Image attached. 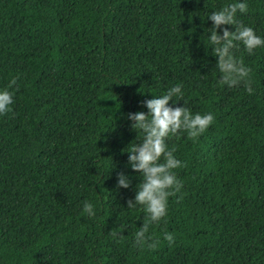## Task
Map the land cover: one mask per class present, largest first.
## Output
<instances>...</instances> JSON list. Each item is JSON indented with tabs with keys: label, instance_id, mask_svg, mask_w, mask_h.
Listing matches in <instances>:
<instances>
[{
	"label": "trees",
	"instance_id": "1",
	"mask_svg": "<svg viewBox=\"0 0 264 264\" xmlns=\"http://www.w3.org/2000/svg\"><path fill=\"white\" fill-rule=\"evenodd\" d=\"M228 2L0 0V88L13 92L0 115V264H264V46L233 50L251 93L218 84L206 14ZM247 5L238 20L264 37V0ZM175 83L183 96L167 103L214 119L166 140L182 187L136 245L145 213L126 206L139 179L126 116Z\"/></svg>",
	"mask_w": 264,
	"mask_h": 264
},
{
	"label": "clouds",
	"instance_id": "2",
	"mask_svg": "<svg viewBox=\"0 0 264 264\" xmlns=\"http://www.w3.org/2000/svg\"><path fill=\"white\" fill-rule=\"evenodd\" d=\"M247 10V0H230L219 9L207 12L211 26L206 28L210 29L206 37L207 48L210 46L211 53L215 56V67L219 73L218 84L232 87L243 82L245 91L251 93L253 88L248 82L250 69L233 54L234 49L241 47L244 52L251 54L253 50L264 46V37L256 34L252 27L241 23L237 18V13L244 14ZM225 24L231 25L232 29L224 28ZM218 26L219 34L216 31ZM14 83L15 78L9 81V85ZM182 96V85L175 83L162 94L145 99L143 105L146 111L129 112L126 116L130 121L129 127L135 131V139L126 150V162L139 177L134 195L126 201V206H139L145 213V219L132 237L136 245L148 240L146 233L149 224L157 223L165 216L168 197L179 192L182 187L173 171L182 166V162L174 155L175 149L167 146L166 140L181 132L188 138L195 139L214 119L211 112H191L183 104L173 106L167 103L171 100L174 104ZM12 103L13 92L8 87L0 88V115L9 112ZM129 183V177L125 173H116L117 187L127 188ZM82 209L89 217L94 215L91 202H83ZM162 235L164 240L172 242L170 232Z\"/></svg>",
	"mask_w": 264,
	"mask_h": 264
}]
</instances>
